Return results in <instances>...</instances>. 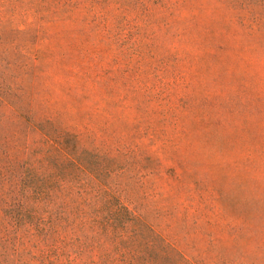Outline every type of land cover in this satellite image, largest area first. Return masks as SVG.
<instances>
[{
  "label": "rangeland",
  "instance_id": "rangeland-1",
  "mask_svg": "<svg viewBox=\"0 0 264 264\" xmlns=\"http://www.w3.org/2000/svg\"><path fill=\"white\" fill-rule=\"evenodd\" d=\"M75 6L20 16L13 0H0V96L23 114L28 100L37 104L57 130L81 134L85 148L135 147L143 166L180 175L182 188L168 174L148 175L139 188L129 169L119 194L184 255L195 244L264 264V0ZM16 58L26 67L13 68ZM28 62H38L35 73ZM1 97L7 148L9 138L23 140L26 124ZM5 245L0 239V264H15Z\"/></svg>",
  "mask_w": 264,
  "mask_h": 264
},
{
  "label": "trees",
  "instance_id": "trees-1",
  "mask_svg": "<svg viewBox=\"0 0 264 264\" xmlns=\"http://www.w3.org/2000/svg\"><path fill=\"white\" fill-rule=\"evenodd\" d=\"M13 1L20 16H56L73 11L78 2ZM5 42L1 24L0 43ZM38 62H28L30 71L36 72ZM18 65L26 67L16 58L13 68ZM1 100L26 124L23 140L9 138L7 148L0 144V239L11 246L15 264H26L24 254L30 264H237L218 250L206 253L195 244L193 254L184 255L122 201L119 180L129 169L139 173L138 178L132 176L139 188L148 175L163 174L175 178L174 189L182 188L181 176L168 173L171 168L143 166L141 156L132 154L135 147L117 153L85 148L81 134L67 126L57 130L56 119L38 114L37 104L28 100L23 114L17 102ZM182 218L189 219V214Z\"/></svg>",
  "mask_w": 264,
  "mask_h": 264
}]
</instances>
